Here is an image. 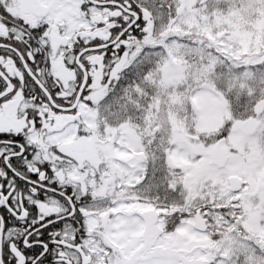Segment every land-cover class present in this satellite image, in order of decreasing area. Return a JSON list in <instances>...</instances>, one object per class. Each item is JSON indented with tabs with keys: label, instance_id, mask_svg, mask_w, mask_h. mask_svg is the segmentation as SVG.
Returning <instances> with one entry per match:
<instances>
[{
	"label": "snow or ice",
	"instance_id": "obj_1",
	"mask_svg": "<svg viewBox=\"0 0 264 264\" xmlns=\"http://www.w3.org/2000/svg\"><path fill=\"white\" fill-rule=\"evenodd\" d=\"M0 264H264V0H0Z\"/></svg>",
	"mask_w": 264,
	"mask_h": 264
}]
</instances>
